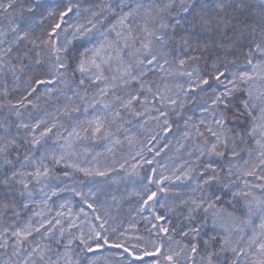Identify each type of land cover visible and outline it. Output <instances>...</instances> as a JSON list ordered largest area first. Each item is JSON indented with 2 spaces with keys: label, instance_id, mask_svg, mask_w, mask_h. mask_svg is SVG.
<instances>
[{
  "label": "snow or ice",
  "instance_id": "obj_1",
  "mask_svg": "<svg viewBox=\"0 0 264 264\" xmlns=\"http://www.w3.org/2000/svg\"><path fill=\"white\" fill-rule=\"evenodd\" d=\"M0 264H264V0H0Z\"/></svg>",
  "mask_w": 264,
  "mask_h": 264
}]
</instances>
